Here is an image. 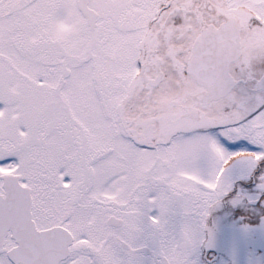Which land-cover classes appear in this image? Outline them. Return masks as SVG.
I'll use <instances>...</instances> for the list:
<instances>
[{"label":"snow or ice","instance_id":"snow-or-ice-1","mask_svg":"<svg viewBox=\"0 0 264 264\" xmlns=\"http://www.w3.org/2000/svg\"><path fill=\"white\" fill-rule=\"evenodd\" d=\"M0 264H264V0H0Z\"/></svg>","mask_w":264,"mask_h":264}]
</instances>
